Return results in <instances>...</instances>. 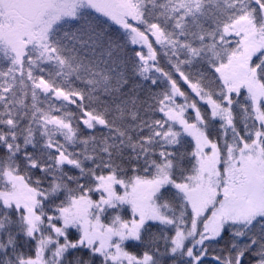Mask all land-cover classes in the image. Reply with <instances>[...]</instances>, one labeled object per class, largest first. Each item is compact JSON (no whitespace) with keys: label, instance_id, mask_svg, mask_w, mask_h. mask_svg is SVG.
<instances>
[{"label":"snow or ice","instance_id":"obj_1","mask_svg":"<svg viewBox=\"0 0 264 264\" xmlns=\"http://www.w3.org/2000/svg\"><path fill=\"white\" fill-rule=\"evenodd\" d=\"M0 264H264V0H0Z\"/></svg>","mask_w":264,"mask_h":264}]
</instances>
